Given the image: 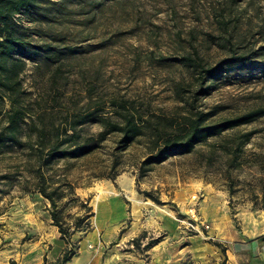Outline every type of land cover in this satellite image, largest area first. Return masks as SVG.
Here are the masks:
<instances>
[{"label": "rangeland", "instance_id": "374dc122", "mask_svg": "<svg viewBox=\"0 0 264 264\" xmlns=\"http://www.w3.org/2000/svg\"><path fill=\"white\" fill-rule=\"evenodd\" d=\"M48 1L42 9H49L52 20L26 24L38 31V36H31L34 43L71 45L80 52L60 62L27 61L12 96L0 86V107H11L10 95L26 113V121H35L37 126L64 127L89 112L116 120L113 101L147 115H170L181 107L183 97L197 90L193 73L173 59L194 51L209 64L231 56L232 51L264 59V0ZM196 105L220 106L218 117L264 108V73L231 72L212 95ZM77 129L76 142L95 145V150L84 158L54 162L46 175L49 183H70L74 189L63 201L67 223L72 226L79 216L87 215L83 201L98 216L67 244L53 225L50 202L34 190L36 155L22 148L9 150L0 163V173L10 177L0 186V264H58L67 250L75 253L71 261L80 252H99L102 264L217 263L212 252L207 253L208 261L199 257L195 242L196 237L213 232L204 214L208 210L205 186L222 198L235 229L263 227L264 117L210 138L188 154L143 169L147 138L118 152V134L101 139L99 133L107 130L100 124ZM250 132L254 133L251 139L239 146L244 138L238 135ZM144 192H151L160 203ZM134 194L152 205L138 206ZM106 195L121 197L132 210V217L116 235L102 228L107 217L99 200ZM196 195L200 216L211 226L210 230L202 228L205 236L187 224ZM96 226L103 230L97 237ZM215 237L203 241L219 243ZM84 260L89 264V255Z\"/></svg>", "mask_w": 264, "mask_h": 264}, {"label": "trees", "instance_id": "16d2710c", "mask_svg": "<svg viewBox=\"0 0 264 264\" xmlns=\"http://www.w3.org/2000/svg\"><path fill=\"white\" fill-rule=\"evenodd\" d=\"M45 1L50 2L0 0V76L7 79L6 82L0 79V86L10 90L11 96L18 84L19 73L27 61L36 62L42 58L60 62L63 58L80 52L77 51L79 48L71 45L60 47L51 42L34 43L32 38L38 36V31L27 27L26 24L52 20L49 9H42ZM51 3L58 4V1ZM221 24L225 22L221 21ZM232 52L231 56L215 64L205 63L197 51L173 59L178 65L186 67L193 73L197 90L191 92L187 98L181 97L183 104L176 107L170 115L164 113L147 115L136 107L118 105L113 101V107L116 108L114 114L118 117L116 120L89 112L81 114L79 121L64 127L47 128L45 125L37 126L35 121L27 122L26 113L15 105V99L9 95L11 107L9 109L0 107V163L1 158L14 148H22L36 155L35 163L37 162L38 167L33 173L34 190L50 202L53 225L59 228L63 240L70 244L71 237L76 231L90 226V220L95 216V212L87 201H83L82 208L86 210L87 215L79 216L72 226L67 223L64 219L66 207L63 201L69 193L74 194V189L70 183L56 185L49 183L46 170L56 161L84 158L95 150V145L76 142L75 139L80 135L77 127L84 124H100L107 130L99 133L101 139L107 134H118L116 146L118 152L126 151L142 137L147 138L148 154L141 163L143 169L161 164L171 157L188 154L210 138L252 124L264 117L263 107L251 109L237 116L218 117L221 112L218 109L220 106L205 109L196 105L199 99L212 95L221 80L231 72L261 70L264 73V59H255L251 52L241 55L236 51ZM177 94L180 95V88ZM253 134L250 132L238 135V138H244L239 146L246 144ZM24 135H27V139H24ZM9 178V174L0 173V186L3 181L10 180ZM28 190L27 188L26 191ZM2 193L0 187V194ZM144 193L153 201L160 203L159 198L151 192ZM74 256V252L69 253L67 250L58 264H67Z\"/></svg>", "mask_w": 264, "mask_h": 264}, {"label": "crops", "instance_id": "0c3cea01", "mask_svg": "<svg viewBox=\"0 0 264 264\" xmlns=\"http://www.w3.org/2000/svg\"><path fill=\"white\" fill-rule=\"evenodd\" d=\"M204 188H206L205 191L208 193V197L205 199L208 210L207 212L205 210L204 214L208 217L210 222H212L213 232L211 233V231H208V237L204 235V232H201V235L205 237L201 238V236H199L195 238L196 245L200 247V252H198L199 257L201 256L205 261H208L209 257L207 253L212 252L218 258V262L214 264H264V238H261L264 236V225L258 231H238L235 229L228 214L225 213L222 198L213 193L210 189H207L208 187L205 186ZM109 195L103 197L101 201L99 200V206L103 208L107 217V223L104 224L102 228H109L110 234L116 235L119 233L120 227L132 217V210L121 197H108ZM135 206L137 214V205ZM150 206L151 205L145 207ZM116 215H120V217L117 218L115 217ZM97 216L98 215L95 213V218ZM96 229L98 234L94 232L92 235L96 234L97 237L103 230L101 228L99 229L97 226ZM214 235L219 243L211 244L203 241V239L210 240V238H214ZM198 239H201L200 243L197 241ZM88 255L89 264H102L101 253L92 251L90 254L85 253V255L80 252L69 264H84L85 256L87 257Z\"/></svg>", "mask_w": 264, "mask_h": 264}, {"label": "built area", "instance_id": "2783aa9c", "mask_svg": "<svg viewBox=\"0 0 264 264\" xmlns=\"http://www.w3.org/2000/svg\"><path fill=\"white\" fill-rule=\"evenodd\" d=\"M198 200H199L198 195L193 197V204H192V206L188 212L187 224H188L189 228L192 229V231L201 233L202 228L206 229V230H210L211 226L209 224H206L202 220L200 213H199V210H198V205H199ZM263 249H264V245H263Z\"/></svg>", "mask_w": 264, "mask_h": 264}, {"label": "bare ground", "instance_id": "6f19581e", "mask_svg": "<svg viewBox=\"0 0 264 264\" xmlns=\"http://www.w3.org/2000/svg\"><path fill=\"white\" fill-rule=\"evenodd\" d=\"M133 197H134L135 201L137 202L138 206H140V207L141 206H149V205H152V202L145 201L143 198L137 196L136 194H134ZM137 216H139V212L138 211H137ZM135 228H136V226L133 228V230H135ZM197 241L200 243L201 242V239H198Z\"/></svg>", "mask_w": 264, "mask_h": 264}]
</instances>
